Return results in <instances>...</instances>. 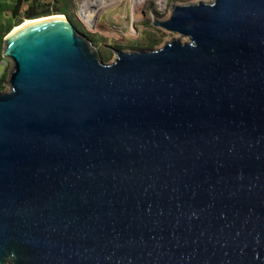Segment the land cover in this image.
Segmentation results:
<instances>
[{
	"label": "water",
	"instance_id": "95a60500",
	"mask_svg": "<svg viewBox=\"0 0 264 264\" xmlns=\"http://www.w3.org/2000/svg\"><path fill=\"white\" fill-rule=\"evenodd\" d=\"M62 16L3 41L0 264H264V0L109 63Z\"/></svg>",
	"mask_w": 264,
	"mask_h": 264
},
{
	"label": "rangeland",
	"instance_id": "374dc122",
	"mask_svg": "<svg viewBox=\"0 0 264 264\" xmlns=\"http://www.w3.org/2000/svg\"><path fill=\"white\" fill-rule=\"evenodd\" d=\"M65 1L66 12L64 16L72 22L81 34L85 35L86 38L90 40L98 51L100 58L104 62L109 63L115 57L110 49H119L124 52L155 50L160 48L163 44L178 38V35L152 26L153 19L162 21L169 16L170 6L172 4H190L199 1L208 2L210 0H165L164 7L161 10L157 8L156 0H149L145 8L146 17L142 21L135 23L132 22L133 19L130 15L128 4L124 1L119 6L110 8L100 14L94 25V29L88 28L80 17L79 9L81 0ZM55 15L62 14H54L52 16ZM7 36L8 34L4 37V40ZM9 70L10 62L5 58H3L2 61L0 60V77H4L0 92L7 89L6 81Z\"/></svg>",
	"mask_w": 264,
	"mask_h": 264
},
{
	"label": "trees",
	"instance_id": "16d2710c",
	"mask_svg": "<svg viewBox=\"0 0 264 264\" xmlns=\"http://www.w3.org/2000/svg\"><path fill=\"white\" fill-rule=\"evenodd\" d=\"M66 12L65 0H0V60L4 37L24 20L48 17L54 14L64 15ZM93 42V41H92ZM4 77H0V88Z\"/></svg>",
	"mask_w": 264,
	"mask_h": 264
},
{
	"label": "bare ground",
	"instance_id": "6f19581e",
	"mask_svg": "<svg viewBox=\"0 0 264 264\" xmlns=\"http://www.w3.org/2000/svg\"><path fill=\"white\" fill-rule=\"evenodd\" d=\"M99 0H81L80 3L82 4V14H81V17L82 19L84 20V22L91 27V29H94V25L96 23V19H97V16H98V12H100L98 10V8L100 9V4L101 2L99 3H96L98 2ZM93 5H95V9L97 11L98 14H90L88 12H86L88 9H90V7L92 8ZM164 3L162 1H159V6L163 7ZM93 9V8H92ZM86 10V11H85ZM64 19V17L62 15H55V16H49L47 18H40V19H32V20H25L24 22H22L20 25L16 26L8 35V37L10 35H12L13 33L19 31L20 29L26 27V26H29L31 24H34V23H38V22H42V21H48V20H62Z\"/></svg>",
	"mask_w": 264,
	"mask_h": 264
},
{
	"label": "built area",
	"instance_id": "2783aa9c",
	"mask_svg": "<svg viewBox=\"0 0 264 264\" xmlns=\"http://www.w3.org/2000/svg\"><path fill=\"white\" fill-rule=\"evenodd\" d=\"M124 1L128 4L129 10H130V15H131V17L133 19L132 22L135 23V22L141 21V20H139V21H136L135 20L136 8L141 3V1H144V3H145V5H144V11H145L146 5L149 2V0H99L98 2H96V3L101 2L100 9L98 8V10L100 11V12H98L99 14L97 13V11L95 9V5H93V7H92L93 9L90 7V9H88L87 11L85 10V11L88 12L89 15L90 14H95V13L98 14V16H97V19H98V17L100 16V14L104 13L105 11L109 10L110 8H114V7L119 6ZM159 1H162L165 4V0H156L157 8H158V10H161V9H163L164 5H163V7L159 6ZM81 6H82V4L80 3V9H79L80 17H81V14L83 12ZM97 19H96V22H97ZM87 27L91 29L90 26L87 25ZM132 30H133V28H132Z\"/></svg>",
	"mask_w": 264,
	"mask_h": 264
},
{
	"label": "flooded vegetation",
	"instance_id": "af4514ba",
	"mask_svg": "<svg viewBox=\"0 0 264 264\" xmlns=\"http://www.w3.org/2000/svg\"><path fill=\"white\" fill-rule=\"evenodd\" d=\"M146 17V13H145V16L143 17V19ZM143 19H141V21L143 20Z\"/></svg>",
	"mask_w": 264,
	"mask_h": 264
}]
</instances>
